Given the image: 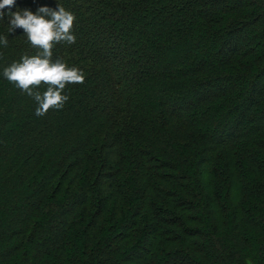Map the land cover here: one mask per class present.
<instances>
[{
    "label": "trees",
    "instance_id": "obj_1",
    "mask_svg": "<svg viewBox=\"0 0 264 264\" xmlns=\"http://www.w3.org/2000/svg\"><path fill=\"white\" fill-rule=\"evenodd\" d=\"M0 264H264V0H0Z\"/></svg>",
    "mask_w": 264,
    "mask_h": 264
}]
</instances>
